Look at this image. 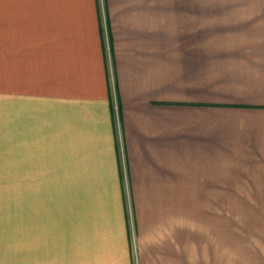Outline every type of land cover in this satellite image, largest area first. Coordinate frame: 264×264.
I'll return each mask as SVG.
<instances>
[{"label": "crops", "instance_id": "obj_1", "mask_svg": "<svg viewBox=\"0 0 264 264\" xmlns=\"http://www.w3.org/2000/svg\"><path fill=\"white\" fill-rule=\"evenodd\" d=\"M0 264H264V0H0Z\"/></svg>", "mask_w": 264, "mask_h": 264}, {"label": "rangeland", "instance_id": "obj_2", "mask_svg": "<svg viewBox=\"0 0 264 264\" xmlns=\"http://www.w3.org/2000/svg\"><path fill=\"white\" fill-rule=\"evenodd\" d=\"M224 202H239V199L238 197H224Z\"/></svg>", "mask_w": 264, "mask_h": 264}]
</instances>
